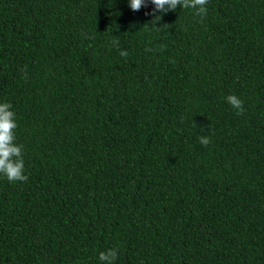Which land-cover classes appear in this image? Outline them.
Returning a JSON list of instances; mask_svg holds the SVG:
<instances>
[{
	"label": "trees",
	"instance_id": "trees-1",
	"mask_svg": "<svg viewBox=\"0 0 264 264\" xmlns=\"http://www.w3.org/2000/svg\"><path fill=\"white\" fill-rule=\"evenodd\" d=\"M150 8L0 0V264H264V0Z\"/></svg>",
	"mask_w": 264,
	"mask_h": 264
},
{
	"label": "clouds",
	"instance_id": "clouds-1",
	"mask_svg": "<svg viewBox=\"0 0 264 264\" xmlns=\"http://www.w3.org/2000/svg\"><path fill=\"white\" fill-rule=\"evenodd\" d=\"M206 3L207 0H127L128 7L133 11L150 4L149 12L153 13L154 17L175 11L178 5L193 9L195 15L203 16L207 11ZM119 54L127 55L124 50H121ZM223 99L235 110L237 115L243 111V101L236 94L229 93ZM16 128L17 120L12 104L0 100V178L10 183L23 182L28 178L25 171L23 145L16 141ZM198 141L201 145H207L209 142L207 136H199ZM116 257L117 250L115 248H108L98 253L100 264H114Z\"/></svg>",
	"mask_w": 264,
	"mask_h": 264
}]
</instances>
